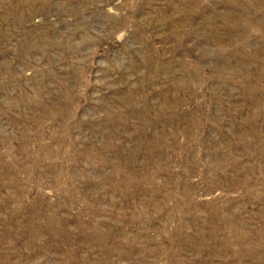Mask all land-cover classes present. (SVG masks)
Returning a JSON list of instances; mask_svg holds the SVG:
<instances>
[{
  "label": "rangeland",
  "instance_id": "obj_1",
  "mask_svg": "<svg viewBox=\"0 0 264 264\" xmlns=\"http://www.w3.org/2000/svg\"><path fill=\"white\" fill-rule=\"evenodd\" d=\"M0 264H264V0H0Z\"/></svg>",
  "mask_w": 264,
  "mask_h": 264
}]
</instances>
